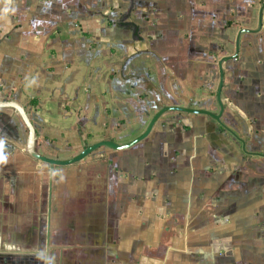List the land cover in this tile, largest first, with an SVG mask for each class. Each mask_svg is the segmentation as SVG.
Wrapping results in <instances>:
<instances>
[{
  "label": "crops",
  "instance_id": "obj_1",
  "mask_svg": "<svg viewBox=\"0 0 264 264\" xmlns=\"http://www.w3.org/2000/svg\"><path fill=\"white\" fill-rule=\"evenodd\" d=\"M0 264H264V0H0Z\"/></svg>",
  "mask_w": 264,
  "mask_h": 264
},
{
  "label": "water",
  "instance_id": "obj_2",
  "mask_svg": "<svg viewBox=\"0 0 264 264\" xmlns=\"http://www.w3.org/2000/svg\"><path fill=\"white\" fill-rule=\"evenodd\" d=\"M155 120V119H154ZM154 120H153V122H154ZM152 122V123H153ZM152 123H151V125H152ZM151 125H150V127H151ZM149 127V128H150ZM110 145L109 143H107V142H102V143H100V144H98V145H96V146H92V147H89V148H87L86 150H84V152L79 156V157H77V158H75L74 160H71L70 162H68V163H73V162H76V161H78V160H80L81 158H83L84 156H86L87 154H89L91 151H93L95 148H97L98 146H101V145ZM116 148V147H115Z\"/></svg>",
  "mask_w": 264,
  "mask_h": 264
}]
</instances>
